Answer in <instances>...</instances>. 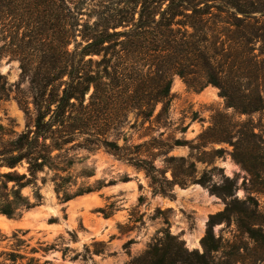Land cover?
Returning <instances> with one entry per match:
<instances>
[{
	"label": "rangeland",
	"instance_id": "374dc122",
	"mask_svg": "<svg viewBox=\"0 0 264 264\" xmlns=\"http://www.w3.org/2000/svg\"><path fill=\"white\" fill-rule=\"evenodd\" d=\"M190 1L206 11L210 40L226 48L230 0ZM244 1L255 3L258 10L252 15L264 26V0ZM19 17L24 19L12 1L1 0L0 163L19 153L18 141H42L34 136L30 85L19 62L21 51L34 53L35 48L19 43L18 33L35 27ZM249 46L254 49L247 55L264 57L259 41ZM247 65L249 57L244 59ZM239 82L240 91L251 92L259 84L264 93V82ZM171 93L166 112L157 115L160 104L148 120L129 112L124 124L103 138L89 131L54 129L55 139L46 141L66 142L52 151L56 157L51 165L20 189L22 200L14 198L13 181L0 189V205H9L8 197L15 209L27 199L34 201V184L42 195L41 203L23 210L19 218L0 214V264H132L168 234L188 250L202 252L209 227L219 239L212 264H264V110L243 112L217 86L204 83L199 88L178 75L172 77ZM103 139L131 148L134 160L115 155ZM14 169L29 176L25 158ZM14 169L0 166V172ZM227 204L232 212L210 225V217ZM239 217L259 231L258 240L242 231ZM11 252L14 260L7 256Z\"/></svg>",
	"mask_w": 264,
	"mask_h": 264
},
{
	"label": "trees",
	"instance_id": "16d2710c",
	"mask_svg": "<svg viewBox=\"0 0 264 264\" xmlns=\"http://www.w3.org/2000/svg\"><path fill=\"white\" fill-rule=\"evenodd\" d=\"M11 1L18 16H24L20 20L35 27L18 33L19 43L35 48L34 53L21 51L19 62L30 85L34 136L42 140L18 141L15 149L19 153L0 163L14 169L22 159L27 160L28 177L15 169L0 172V189H7V182L13 181L11 190L16 200H22L20 189L36 179L37 171L51 165L56 157L52 151L66 142L46 141L55 139L54 129L64 128L67 134L89 131L103 138L109 131H117L129 112L148 120L160 104V115L172 100L174 75L199 88L204 83L217 86L228 103L243 112L264 110L259 84L248 93L240 91L239 85L245 78L264 82V57L253 52L247 55L254 49L249 46L254 41L264 48V26L252 15L258 10L253 1L226 2L233 10L227 21L226 48L223 42L210 40L206 11L190 0ZM215 7L222 11L219 3ZM246 57L251 65L244 66ZM76 106V113L70 111ZM25 108L29 110L27 103ZM102 141L118 157L134 160L131 148ZM34 186L33 202L27 199L15 209L7 197L9 205H0V214L15 219L23 210L39 205L42 195ZM229 212L232 208L227 204L222 213L210 217L209 224ZM239 222L242 231L258 240L257 229L241 217ZM218 241L209 227L199 252L188 250L182 240L168 234L166 241L154 242L131 263L212 264ZM7 256L14 260L16 255L11 252Z\"/></svg>",
	"mask_w": 264,
	"mask_h": 264
}]
</instances>
